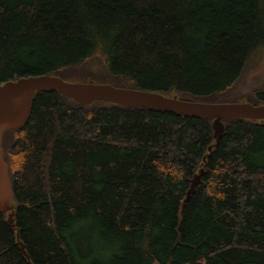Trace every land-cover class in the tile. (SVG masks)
<instances>
[{
    "label": "trees",
    "instance_id": "obj_1",
    "mask_svg": "<svg viewBox=\"0 0 264 264\" xmlns=\"http://www.w3.org/2000/svg\"><path fill=\"white\" fill-rule=\"evenodd\" d=\"M263 58L264 0H0V83L260 105L264 74L248 72ZM213 133L212 119L37 92L2 137L14 228L0 212V264H264V122Z\"/></svg>",
    "mask_w": 264,
    "mask_h": 264
},
{
    "label": "water",
    "instance_id": "obj_2",
    "mask_svg": "<svg viewBox=\"0 0 264 264\" xmlns=\"http://www.w3.org/2000/svg\"><path fill=\"white\" fill-rule=\"evenodd\" d=\"M56 92L81 104H90L98 99L118 103L127 107L141 106L150 110L169 112L175 115L212 119L214 137L217 141L224 130V122L237 118L258 119L264 122V104L249 102H199L178 98L176 94L166 96L159 92L126 87L109 83L66 81L56 75L20 77L0 83V212H8L7 221L14 228L13 189L8 175V164L1 146L5 130H16L28 119L31 104L37 92ZM211 146H209L210 150ZM200 169L194 175L186 193L187 200L200 182ZM26 258L24 245L18 241Z\"/></svg>",
    "mask_w": 264,
    "mask_h": 264
},
{
    "label": "rangeland",
    "instance_id": "obj_3",
    "mask_svg": "<svg viewBox=\"0 0 264 264\" xmlns=\"http://www.w3.org/2000/svg\"><path fill=\"white\" fill-rule=\"evenodd\" d=\"M248 74L251 77H257L264 74V58L263 60L258 64L256 69L249 70ZM99 83V82H94ZM197 174V172L195 173ZM89 223H84L80 226H77V230H82L79 235L75 236V239L77 241L81 242V247H79L82 251H88V248H92L93 243L98 241V238L95 236L93 230L90 228Z\"/></svg>",
    "mask_w": 264,
    "mask_h": 264
},
{
    "label": "bare ground",
    "instance_id": "obj_4",
    "mask_svg": "<svg viewBox=\"0 0 264 264\" xmlns=\"http://www.w3.org/2000/svg\"><path fill=\"white\" fill-rule=\"evenodd\" d=\"M194 177V176H193ZM192 180V179H191Z\"/></svg>",
    "mask_w": 264,
    "mask_h": 264
}]
</instances>
